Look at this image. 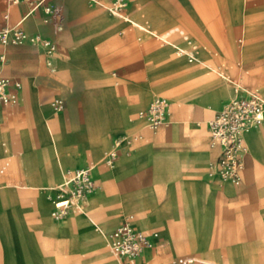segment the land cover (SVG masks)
Returning a JSON list of instances; mask_svg holds the SVG:
<instances>
[{
	"label": "crops",
	"instance_id": "obj_1",
	"mask_svg": "<svg viewBox=\"0 0 264 264\" xmlns=\"http://www.w3.org/2000/svg\"><path fill=\"white\" fill-rule=\"evenodd\" d=\"M156 1L163 6L169 2L140 0V5L151 8ZM225 1L241 5V0ZM243 1L253 13L231 21H250L247 38L262 43L264 0ZM212 3L178 4L182 21L195 38L227 39L230 31L222 32L212 21ZM176 12L164 11L170 18ZM151 17L160 22V14ZM139 20L137 15L103 13L89 0H0V30L21 21L27 34L55 47L49 53L40 44L0 42V77L20 84L19 89L10 87L16 104L0 103V264H128L111 255L98 228L118 226L131 214L151 246L134 264H172L176 258H191L190 264H264V125L245 135L239 185L207 172L217 155L208 145L207 122L230 98L264 92L261 50L242 49L245 58L256 60L245 62V75L231 88L208 75L213 62L185 30L166 27L158 33ZM127 24L141 33L127 30ZM180 32L198 47L196 60L180 53L189 52ZM147 34L164 46L141 50L137 41L150 39ZM112 71L124 78L128 93L118 96L105 85L109 89L96 94ZM125 71L137 73H121ZM160 86L171 101L161 95L152 100H168L166 122L142 130V140L122 145L112 166L105 165L114 141L141 128L136 113L149 106ZM56 98L64 101L61 113L52 108ZM87 165H94L95 189L84 212L54 220L48 195L55 192L48 190L65 171Z\"/></svg>",
	"mask_w": 264,
	"mask_h": 264
},
{
	"label": "built area",
	"instance_id": "obj_2",
	"mask_svg": "<svg viewBox=\"0 0 264 264\" xmlns=\"http://www.w3.org/2000/svg\"><path fill=\"white\" fill-rule=\"evenodd\" d=\"M99 7L103 13L122 14L130 0H89ZM19 0H10L16 4ZM42 2L32 5V10ZM48 12H52L47 8ZM22 21V20H21ZM21 21L11 27L0 30V42L3 45L31 43L40 44L49 53L54 52V45L38 36L27 34L21 28ZM189 45V59H197L198 47L187 36L180 32ZM10 87L20 88L18 82L10 78L0 77V103L16 104L17 96L10 91ZM54 112L61 113L65 108L64 101L56 98L51 103ZM169 102L164 97H155L149 106L136 113V119L142 122L141 128L130 135L114 141L112 148L106 152L103 163L112 166L119 156L122 145H132L142 140V130H156L167 119ZM264 125V95L257 90H250L245 96L233 97L220 111L208 120V145L215 150L216 158L207 166L208 176L221 182L241 183V174L244 169V158L247 153L245 135L252 129ZM94 165H87L76 170H67L63 173L62 181L48 191L55 192L54 197L48 195L52 202L51 217L54 220H63L70 213H83L84 204L88 196L94 191L95 184L92 177ZM134 216L128 215L115 227L103 230L106 246L111 255L117 260L134 264L150 246L149 235L133 225ZM151 247V246H150ZM191 258H176L172 264H190Z\"/></svg>",
	"mask_w": 264,
	"mask_h": 264
},
{
	"label": "rangeland",
	"instance_id": "obj_3",
	"mask_svg": "<svg viewBox=\"0 0 264 264\" xmlns=\"http://www.w3.org/2000/svg\"><path fill=\"white\" fill-rule=\"evenodd\" d=\"M187 1L188 0H169L167 6H163L161 5L162 3L160 1L158 2L156 1L153 7L148 8L141 6L140 0H135L132 6L128 8L127 10L128 12L125 10L122 12V14L128 15L130 17L131 15H137L140 18V20L138 21L139 23L158 33H161L164 30H166L165 29L166 27L167 28L178 27L180 29L185 30V32L193 39L194 43L197 44L199 47H201L205 51V53H207L208 59L213 62V64H211L213 70L210 69L208 75L214 78L216 82L220 84L224 83L226 85H229V87L231 88L234 87L237 88L238 83L240 82V76L245 75V71H246L245 62L248 64H253L254 60H256V57L245 58L244 55L242 54V49L243 48L254 49L255 47L259 48L262 52L260 54L261 55L260 58L262 61H264V42L262 43H259V41L254 42L253 40L251 41L247 38L248 28L252 25L251 23H249L250 21L245 20V22L244 21L238 23L233 22L236 20H240L241 17L242 20L246 15H251L253 13L252 10L254 8L250 6H244L243 0L240 1L241 5L237 7L228 6L225 0H217L218 3H215L214 0H210L213 2L212 4L215 5L210 8V10L212 11L211 12L212 15L211 18L213 19L212 21L215 22L216 25L220 27V30H222V32L230 31L229 38L218 41V39L216 40L214 38H208V39L195 38L193 37L195 33L185 27V23L182 21L184 20V16H183L184 14L182 11L183 9L179 8L178 4L185 5ZM253 1L255 0H249V2L251 3ZM247 4H248V0H247ZM168 10H172V11L176 10L177 12L173 14V17L170 18L166 16V13H164V11H168ZM156 13L161 15L160 17L161 19L160 22L154 23L151 15ZM237 16L238 19H236ZM116 18L122 21L121 18L118 17ZM125 27L127 30H132V31L139 30L138 27L133 26L131 24L130 25L127 24V26L125 25ZM209 34L213 35L215 34V32L214 33L209 32ZM141 36L142 34H140V37ZM147 37L150 39L145 41L141 38L139 41H137L138 44L136 46L138 47L140 46L141 50L143 48H150L153 46L156 47L162 45L164 46V43H162L161 41H156L151 35L147 34ZM170 39L171 41H176V38L172 37ZM172 52H173L172 56L178 57V53L175 49H172ZM216 71L224 72L232 80V82L230 83L227 81V79H224L220 75H217ZM113 73H116V78L113 76ZM121 73H125V74L129 73L131 75L137 72L125 71ZM134 78H136V76H134ZM116 80L118 81V84H116ZM102 83L103 86L96 90V94L102 95L103 92L109 88H114L118 96L128 93L127 90L128 88H126L127 86H125L126 81L124 80V78H122L121 74H118V72L115 71L109 72L106 79H104ZM193 83H194V79L188 82L189 85ZM105 85H108L109 88H107V86ZM162 88L163 87L161 86L159 88L158 87L156 88L157 91L152 93L149 102L152 100L154 96L157 95L165 96L169 101H171L168 93L165 92V89ZM238 90L239 92L241 91L240 88H238ZM261 94L264 95V92H262ZM55 96H61V95H55ZM231 99L232 98H230L229 100ZM138 109L139 108L135 109L130 114H133Z\"/></svg>",
	"mask_w": 264,
	"mask_h": 264
},
{
	"label": "bare ground",
	"instance_id": "obj_4",
	"mask_svg": "<svg viewBox=\"0 0 264 264\" xmlns=\"http://www.w3.org/2000/svg\"><path fill=\"white\" fill-rule=\"evenodd\" d=\"M114 15H117V14H114ZM118 16H122V14H118ZM180 53L187 55V57H188V59H189V52L186 53V52H184V51H181ZM189 60H190V59H189Z\"/></svg>",
	"mask_w": 264,
	"mask_h": 264
}]
</instances>
